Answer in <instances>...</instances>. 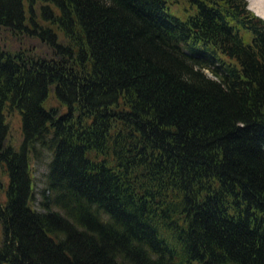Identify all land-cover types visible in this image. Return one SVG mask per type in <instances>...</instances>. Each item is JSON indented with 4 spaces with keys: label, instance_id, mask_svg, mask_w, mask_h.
<instances>
[{
    "label": "trees",
    "instance_id": "16d2710c",
    "mask_svg": "<svg viewBox=\"0 0 264 264\" xmlns=\"http://www.w3.org/2000/svg\"><path fill=\"white\" fill-rule=\"evenodd\" d=\"M0 193V264H264V23L245 0H0Z\"/></svg>",
    "mask_w": 264,
    "mask_h": 264
},
{
    "label": "rangeland",
    "instance_id": "374dc122",
    "mask_svg": "<svg viewBox=\"0 0 264 264\" xmlns=\"http://www.w3.org/2000/svg\"><path fill=\"white\" fill-rule=\"evenodd\" d=\"M249 7L256 14H258L257 12L264 13V0H249ZM243 35H245V33ZM9 136L12 139V142L14 143L20 140L19 120L16 117H13ZM45 153L46 152L43 151L40 154L42 155L41 158L35 160V162L32 164L34 170L33 173H34L35 190L44 186L43 173L46 170V163L48 160L47 157L44 156ZM0 198H2V193H0Z\"/></svg>",
    "mask_w": 264,
    "mask_h": 264
},
{
    "label": "clouds",
    "instance_id": "9594fccd",
    "mask_svg": "<svg viewBox=\"0 0 264 264\" xmlns=\"http://www.w3.org/2000/svg\"><path fill=\"white\" fill-rule=\"evenodd\" d=\"M245 10L249 12L250 16L253 19L257 20L260 23H264V13L258 15L255 12H253L249 7V0H245ZM196 67L199 68L201 74L204 75L206 78L211 79L213 82H217V83L220 82V76L215 73V70L214 68H212L211 65L199 64L196 65Z\"/></svg>",
    "mask_w": 264,
    "mask_h": 264
},
{
    "label": "bare ground",
    "instance_id": "6f19581e",
    "mask_svg": "<svg viewBox=\"0 0 264 264\" xmlns=\"http://www.w3.org/2000/svg\"><path fill=\"white\" fill-rule=\"evenodd\" d=\"M257 13H258V15L261 14V13H259V12H257Z\"/></svg>",
    "mask_w": 264,
    "mask_h": 264
}]
</instances>
